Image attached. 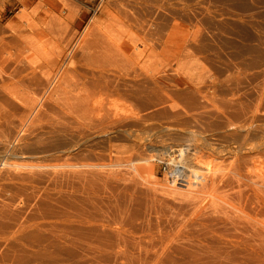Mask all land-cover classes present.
Segmentation results:
<instances>
[{
    "label": "rangeland",
    "instance_id": "374dc122",
    "mask_svg": "<svg viewBox=\"0 0 264 264\" xmlns=\"http://www.w3.org/2000/svg\"><path fill=\"white\" fill-rule=\"evenodd\" d=\"M0 264H264V0H0Z\"/></svg>",
    "mask_w": 264,
    "mask_h": 264
},
{
    "label": "bare ground",
    "instance_id": "6f19581e",
    "mask_svg": "<svg viewBox=\"0 0 264 264\" xmlns=\"http://www.w3.org/2000/svg\"><path fill=\"white\" fill-rule=\"evenodd\" d=\"M31 107V106H30ZM3 148V147H2ZM6 149V148H5ZM6 151V150H5ZM173 151V150H172ZM174 154V153H173ZM165 155H167L168 157H173V155H171V153L169 152L168 153V151H167V153L165 154ZM176 155V154H175ZM167 163L166 164H168L169 166H171L172 168H171V170H172V174H174V175H176L178 172H179V167L177 166V165H174V160H172V161H166ZM166 164H165V166H166ZM175 171V172H174ZM177 178H179V177H177ZM180 182V181H179Z\"/></svg>",
    "mask_w": 264,
    "mask_h": 264
},
{
    "label": "built area",
    "instance_id": "2783aa9c",
    "mask_svg": "<svg viewBox=\"0 0 264 264\" xmlns=\"http://www.w3.org/2000/svg\"><path fill=\"white\" fill-rule=\"evenodd\" d=\"M163 169L166 170V171L170 174V177H171L172 179H177V176L171 173L172 170H171V167H170V166L167 165V166H165Z\"/></svg>",
    "mask_w": 264,
    "mask_h": 264
}]
</instances>
